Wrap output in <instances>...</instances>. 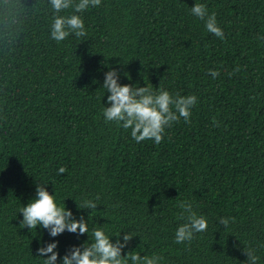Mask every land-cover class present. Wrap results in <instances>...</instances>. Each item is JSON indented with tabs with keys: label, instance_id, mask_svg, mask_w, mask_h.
Segmentation results:
<instances>
[{
	"label": "trees",
	"instance_id": "1",
	"mask_svg": "<svg viewBox=\"0 0 264 264\" xmlns=\"http://www.w3.org/2000/svg\"><path fill=\"white\" fill-rule=\"evenodd\" d=\"M195 3L216 12L225 40L190 14ZM83 18L87 37L57 44L51 0H0V264H42L40 236L19 228L36 183L77 216L99 195L89 227L136 233L128 250L163 264H251L248 252L264 264V0H102ZM110 65L121 84L195 94L191 124L174 123L159 145L106 124ZM183 200L208 221L190 245L173 242ZM219 217L235 219L225 229ZM86 239L43 233L61 257Z\"/></svg>",
	"mask_w": 264,
	"mask_h": 264
},
{
	"label": "clouds",
	"instance_id": "2",
	"mask_svg": "<svg viewBox=\"0 0 264 264\" xmlns=\"http://www.w3.org/2000/svg\"><path fill=\"white\" fill-rule=\"evenodd\" d=\"M101 2L102 0H51L53 9L51 40L60 44L70 36L77 39L87 37L88 29L83 14L93 7H99ZM61 12L67 14L60 15ZM190 14L203 22L206 32L221 41L226 39L224 30L218 24L216 12H210L205 3H195L190 7ZM256 38L264 42V36L258 34ZM108 68L101 86L105 90L104 96L108 94L109 106L103 103L102 108L106 124H115L125 131L130 129L131 138L136 143L152 140L155 145L163 141L165 130L171 128L174 123L183 120L184 123L191 124L192 111L198 103L195 94L171 93L162 86L153 89L147 85L140 86L138 83L121 84L120 67L110 65ZM241 70L237 65L228 75L234 76ZM208 74L213 80L220 76L219 70L208 69ZM128 78L131 79L130 76ZM220 124L221 122L213 117L212 126L219 127ZM67 171V168L60 167L58 174ZM66 199L69 198L58 203L54 190L50 193L48 185L36 183L35 196L19 209L23 216L19 228H27L29 232L34 230L40 236V246L36 249L34 257L39 258L42 264H163L165 258L161 254L154 252L141 255L136 249L128 250L129 242L137 236L136 233L121 230L116 235H110L103 227L104 223L100 224L99 220L97 223L100 226L89 227V216L100 211L99 195L91 198L84 196L82 202L76 204L77 210L81 213L79 216L67 207ZM177 207L180 211L176 215V220L183 222L176 227L173 242L178 245H190L197 234L207 231V218L203 214H198L188 200L180 201ZM84 210H88L87 218L82 214ZM234 219L218 218L225 229L229 226L230 220L234 222ZM44 231L50 238L69 233L74 234L77 240L85 235L87 239L67 247L61 257L59 240L44 241ZM246 255L251 264H256L259 260L252 252Z\"/></svg>",
	"mask_w": 264,
	"mask_h": 264
}]
</instances>
